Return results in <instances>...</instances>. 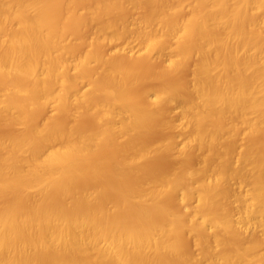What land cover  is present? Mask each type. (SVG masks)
I'll return each instance as SVG.
<instances>
[{
	"label": "bare ground",
	"instance_id": "bare-ground-1",
	"mask_svg": "<svg viewBox=\"0 0 264 264\" xmlns=\"http://www.w3.org/2000/svg\"><path fill=\"white\" fill-rule=\"evenodd\" d=\"M0 264H264V0H0Z\"/></svg>",
	"mask_w": 264,
	"mask_h": 264
},
{
	"label": "rangeland",
	"instance_id": "rangeland-1",
	"mask_svg": "<svg viewBox=\"0 0 264 264\" xmlns=\"http://www.w3.org/2000/svg\"><path fill=\"white\" fill-rule=\"evenodd\" d=\"M129 42H130V44H128V45H130L129 47L131 48V49H135L134 51H137L138 50V48H139V44H138V42L137 41H135L134 39H130L129 40ZM114 48L115 47H112L111 48V50L112 51H114ZM73 62H75V60H72ZM82 88L84 89V90H87L88 89V85H87V82L85 81L84 83H83V86H82ZM246 190H250V188H248L249 186L248 185H244L243 186Z\"/></svg>",
	"mask_w": 264,
	"mask_h": 264
}]
</instances>
